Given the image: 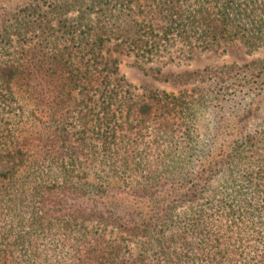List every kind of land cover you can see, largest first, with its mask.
I'll return each instance as SVG.
<instances>
[{
  "label": "trees",
  "instance_id": "trees-1",
  "mask_svg": "<svg viewBox=\"0 0 264 264\" xmlns=\"http://www.w3.org/2000/svg\"><path fill=\"white\" fill-rule=\"evenodd\" d=\"M84 2L56 0L46 8L30 2L6 13L0 23V108L22 98L38 113L0 134V264H225L230 251L219 223H184L185 230L174 231L172 200L203 194L215 171L209 163L188 179L186 168L174 162L181 96L128 103V92L107 90L93 71L110 41H116L115 50L142 57L175 37L200 48L232 39L256 48L264 40V0H110L92 19ZM73 10L80 12L75 24H62ZM58 20L63 34L78 44L80 57L55 50ZM14 37L34 40L15 60L3 56ZM192 73L210 76L221 91L264 90V59ZM95 86L101 101L96 118L93 110L82 113L74 93L78 89L89 96ZM254 139L246 137L242 144ZM84 160L100 161L107 173L96 175L92 184L78 181L75 174ZM147 170L139 185L115 193L150 200L149 214L111 201L109 190L120 187L119 174ZM158 195L161 205L154 206ZM247 222L263 232L264 220L252 215ZM110 226L138 239V251L125 257L120 242L104 237ZM253 260L244 264H264Z\"/></svg>",
  "mask_w": 264,
  "mask_h": 264
},
{
  "label": "rangeland",
  "instance_id": "rangeland-1",
  "mask_svg": "<svg viewBox=\"0 0 264 264\" xmlns=\"http://www.w3.org/2000/svg\"><path fill=\"white\" fill-rule=\"evenodd\" d=\"M52 1L56 0H0V23L6 13L20 6L36 2L46 8ZM109 1L85 0L84 5L90 7L86 12L93 14L92 19L94 13H98L101 6L108 5ZM79 15L80 12L76 10L68 12L63 16L62 24L68 20L75 24ZM57 23L61 29L56 30L52 42L55 50L60 53L73 51L74 55L80 57L78 44L63 34L59 20ZM163 42L161 41L153 55L142 57L126 48H118L125 49L123 51L115 50L113 44L116 41H110L103 51L104 60L96 65L93 74L101 75L100 80L105 81L107 90L114 88L122 96L128 92L131 97L128 103L141 101L140 105L154 96L165 94L181 96L184 112L176 120L179 142L174 162L186 168L183 170L188 179L196 177L197 172L209 163L213 164L216 172L211 171L213 176L203 194L191 200L187 196L180 203L172 200V217L176 223L174 231L185 230L184 223L215 221L222 225V241L230 251L225 264H244L249 259H262L264 263V230L261 233L258 225L247 226V219L252 215L255 216V221L264 220V90L259 94L241 90L221 91L213 87L214 82L210 76L202 77L192 73L204 67L215 68L232 62L264 59V40L253 49L247 48L239 39L220 40L209 48L189 44L179 37ZM29 44L32 47L34 40L28 37L27 41H23L14 37L3 56L15 60ZM106 76L108 78H104ZM188 77L194 81L181 83L183 78ZM96 88L97 86L93 87V94L91 92L89 96L78 89L74 92L82 113L93 110L95 118V113L101 108V101L98 99L100 90H95ZM112 108L117 109V106L113 104ZM131 108L135 109V105L132 104ZM36 115L38 113L35 107L22 98L18 103L0 108V134L4 135L7 129L14 131L28 122V119L34 120ZM246 137L255 139L252 144H242ZM80 165V171L75 177L83 183L92 184L96 182V175L102 177L107 173L100 161L84 160ZM2 169L4 166L0 165V171ZM147 174L149 170L144 173L128 171L127 174H117L120 187L109 190V194L114 195L111 201L119 200L121 207L128 211L130 209L133 213L149 214L153 208L150 200L119 194L122 190L127 191L131 186L139 185L135 183L144 181ZM162 198L158 195L154 206H160L161 202L158 200ZM104 237L120 242L121 251L127 258L140 247L138 239L111 226L107 228ZM212 238L214 240L215 237ZM251 249L253 252H248Z\"/></svg>",
  "mask_w": 264,
  "mask_h": 264
}]
</instances>
